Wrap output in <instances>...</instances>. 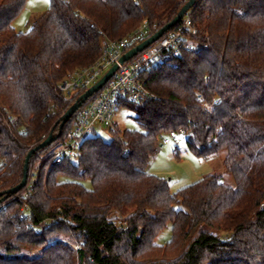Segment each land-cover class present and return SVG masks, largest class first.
<instances>
[{
	"label": "trees",
	"instance_id": "16d2710c",
	"mask_svg": "<svg viewBox=\"0 0 264 264\" xmlns=\"http://www.w3.org/2000/svg\"><path fill=\"white\" fill-rule=\"evenodd\" d=\"M188 2L50 0L23 33L14 21L27 0H0V264H264V0H196L195 31L183 39L194 48L168 50L142 73L154 96L121 102L140 129L116 126L109 142L94 134L74 155L47 160L96 96L60 127L88 90L60 84L144 24L153 35ZM181 130L199 158L226 152L235 188L209 175L172 193L148 172L162 137ZM52 132L30 158L31 194L13 200L27 186L7 193L28 153ZM169 225L171 239L157 243Z\"/></svg>",
	"mask_w": 264,
	"mask_h": 264
},
{
	"label": "built area",
	"instance_id": "2783aa9c",
	"mask_svg": "<svg viewBox=\"0 0 264 264\" xmlns=\"http://www.w3.org/2000/svg\"><path fill=\"white\" fill-rule=\"evenodd\" d=\"M153 30H156V26L151 29L148 24H144L124 39L110 42L109 46L104 50L103 55L95 64L70 74L60 84V88L66 92L90 88L102 78L109 68L119 63L120 58L130 46L133 44L138 45L137 41L141 37H150ZM190 30L195 31L191 16L186 14L182 23L179 24V27L175 31L161 37L139 53L133 61L120 65L116 74L95 94L96 96L93 101L79 112L78 122L74 129V137L67 145L54 150L47 160H52L54 164L61 162L65 155H74L79 145L95 134L96 128L100 129L103 126H108L112 130H116L115 116L119 112L124 98L133 102H139L147 100L149 96H154L146 89L141 76L142 73L149 67L160 64L165 52L168 50L179 51L182 48L188 51L192 50L194 48L192 44H185L183 42L184 34ZM179 134H184V131H171L162 137L161 143L163 145L168 144L171 139H176ZM38 176L39 172L32 177V180L27 183L25 189L16 195L13 200L28 197L33 190ZM38 232L39 228L36 229V233Z\"/></svg>",
	"mask_w": 264,
	"mask_h": 264
},
{
	"label": "rangeland",
	"instance_id": "374dc122",
	"mask_svg": "<svg viewBox=\"0 0 264 264\" xmlns=\"http://www.w3.org/2000/svg\"><path fill=\"white\" fill-rule=\"evenodd\" d=\"M49 7L50 0H27V5L24 11L14 21V27L19 32H28L36 18L44 14ZM108 70L106 72H108ZM115 123L117 124V130L119 131L140 129L135 120L134 113L128 108H122L119 110L115 116ZM111 130V127L103 126L100 129L96 128L94 133L95 135L100 136L103 140L109 142L114 135ZM57 148L59 147L57 146L56 149ZM225 158V151H222L217 157L212 159H202L197 157L188 148L186 137L183 134H179L176 139H171L168 144L163 145L160 142L157 153L150 163L148 172L166 179L172 193H176L209 175H218L225 185L235 188L236 182L234 177L225 167ZM84 185L91 188L90 181H85ZM176 207L180 208L179 205ZM125 217L126 214L118 213L117 222L120 223ZM171 230V225H169L159 235L157 243L166 244L172 237Z\"/></svg>",
	"mask_w": 264,
	"mask_h": 264
},
{
	"label": "water",
	"instance_id": "95a60500",
	"mask_svg": "<svg viewBox=\"0 0 264 264\" xmlns=\"http://www.w3.org/2000/svg\"><path fill=\"white\" fill-rule=\"evenodd\" d=\"M195 3H196V0H189V2L183 7V9L179 12V14L171 22H169L163 28L155 32L153 35L146 38L143 42L139 43L134 48L126 52L120 58L119 63L114 64L99 81H97L93 86L88 88V90L84 94L81 95L78 101L71 108H69V110L62 117V122H61L60 127H63L70 120V118L73 115H75L76 112L80 110V108L84 105V103H86L91 97H93L96 93H98L105 86V84L116 74L120 65L128 62L129 60L137 56L139 53H141L146 48H148L150 45H152L153 43L158 41L161 37H163L173 27L179 24L183 20L187 12L191 8H193ZM58 136L59 134H54V132H52L41 144L33 148L28 153V156L25 162V167H24L23 180L20 184L8 190L7 191L8 194H15L19 192L20 190H22L27 185L28 178H29V162H30L31 156L38 150L42 148H46L47 146L52 144L58 138ZM1 195L2 193H0V196Z\"/></svg>",
	"mask_w": 264,
	"mask_h": 264
}]
</instances>
